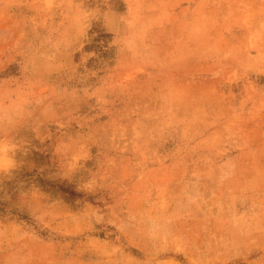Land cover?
<instances>
[{
    "label": "rangeland",
    "instance_id": "obj_1",
    "mask_svg": "<svg viewBox=\"0 0 264 264\" xmlns=\"http://www.w3.org/2000/svg\"><path fill=\"white\" fill-rule=\"evenodd\" d=\"M0 264H264V0H0Z\"/></svg>",
    "mask_w": 264,
    "mask_h": 264
}]
</instances>
